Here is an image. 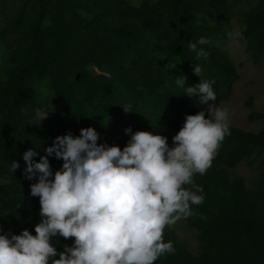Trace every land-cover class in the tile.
<instances>
[{"label": "trees", "instance_id": "1", "mask_svg": "<svg viewBox=\"0 0 264 264\" xmlns=\"http://www.w3.org/2000/svg\"><path fill=\"white\" fill-rule=\"evenodd\" d=\"M238 3L246 5L237 16L239 43L255 64L264 56V0H0V234L35 235L41 220L30 188L37 180L23 174L28 149L39 153L38 162L57 136H79L87 127L109 146H126L131 128L166 136L171 147L186 115L206 108L176 85L181 75L186 87L215 81V104L228 100L238 76L221 46ZM201 37L211 43L200 45ZM190 43L208 58L197 59ZM245 107L248 122L264 121L250 98ZM37 109H52L40 126L30 124ZM230 132L212 167L194 176L205 200L184 221L196 232L197 252L168 227L164 241L176 252L155 264H264V127ZM48 159L53 173L62 167ZM242 162L257 167L250 188L232 173ZM52 243L59 253L74 240Z\"/></svg>", "mask_w": 264, "mask_h": 264}, {"label": "clouds", "instance_id": "2", "mask_svg": "<svg viewBox=\"0 0 264 264\" xmlns=\"http://www.w3.org/2000/svg\"><path fill=\"white\" fill-rule=\"evenodd\" d=\"M228 37L237 44L243 39L240 32ZM198 43L211 41L201 37ZM189 50L197 59L208 58L197 43H190ZM193 72L201 77L202 68L197 64ZM186 81L181 75L175 83L206 108L186 115L171 147L166 136L131 128L125 129L126 146H109L98 143L97 131L87 127L79 136H57L38 162L35 149L24 152L23 174L37 180L30 188L31 196L39 197L41 220L35 235L27 229L0 234V264H155L175 254L172 241H164V230L193 216V206L204 203L194 176L206 174L231 135L229 110L215 104V81L200 78L188 87ZM123 109L133 112L130 106ZM51 110L37 109L30 124L40 126ZM50 156L63 161L54 173ZM17 168L13 161L11 171ZM57 237L74 243L58 253L52 243Z\"/></svg>", "mask_w": 264, "mask_h": 264}, {"label": "rangeland", "instance_id": "3", "mask_svg": "<svg viewBox=\"0 0 264 264\" xmlns=\"http://www.w3.org/2000/svg\"><path fill=\"white\" fill-rule=\"evenodd\" d=\"M139 1L130 0V3L137 5ZM245 7L244 3L234 5L232 17L227 28V38L221 46L226 56L235 65L238 79L232 86V93L229 99L216 104V106L229 110L230 126L246 132H257L264 127V121L248 122L246 120L248 109L245 107V102L250 98L252 110L264 112V56L253 64L245 51L244 43H234L228 37V33L234 34L238 32L237 16ZM232 173L240 176L244 185L250 188V182L257 173V167H247L242 162L232 169ZM170 228L179 244L183 245L192 254L197 252L196 232L187 228L184 219L179 220Z\"/></svg>", "mask_w": 264, "mask_h": 264}]
</instances>
